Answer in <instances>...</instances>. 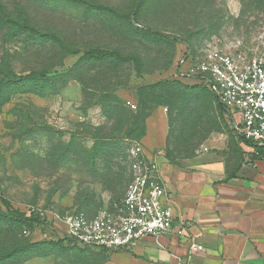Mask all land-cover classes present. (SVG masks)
I'll return each mask as SVG.
<instances>
[{"label": "rangeland", "instance_id": "1", "mask_svg": "<svg viewBox=\"0 0 264 264\" xmlns=\"http://www.w3.org/2000/svg\"><path fill=\"white\" fill-rule=\"evenodd\" d=\"M137 1L0 0V210L45 218L31 227L0 216V264H109L119 251L56 244L64 239L56 232L62 231L58 217L95 216L119 203L137 144L155 160L181 165L237 137L208 91L169 81H177L185 54L259 55L264 0H152L141 25L131 16ZM130 23L165 38L136 32ZM93 49L124 59L84 56ZM10 71L50 78L10 83ZM164 83L191 103L166 97L147 104L152 88ZM162 122L156 152L143 140L149 125ZM100 145L117 148L116 155L95 159Z\"/></svg>", "mask_w": 264, "mask_h": 264}, {"label": "crops", "instance_id": "2", "mask_svg": "<svg viewBox=\"0 0 264 264\" xmlns=\"http://www.w3.org/2000/svg\"><path fill=\"white\" fill-rule=\"evenodd\" d=\"M162 124L149 125L143 140L156 152ZM150 158L184 235L144 239L112 253L109 264H264V146L237 136L181 165Z\"/></svg>", "mask_w": 264, "mask_h": 264}, {"label": "built area", "instance_id": "3", "mask_svg": "<svg viewBox=\"0 0 264 264\" xmlns=\"http://www.w3.org/2000/svg\"><path fill=\"white\" fill-rule=\"evenodd\" d=\"M180 66L177 76L204 86L214 95L238 137L264 146V50L251 57L221 50L202 59L185 54ZM128 105L136 108L131 102ZM129 163L130 181L120 202L95 216L81 211L58 217L59 236L81 248L115 252L175 231L184 235L183 228L176 227L175 211L158 164L142 144L130 149Z\"/></svg>", "mask_w": 264, "mask_h": 264}, {"label": "trees", "instance_id": "4", "mask_svg": "<svg viewBox=\"0 0 264 264\" xmlns=\"http://www.w3.org/2000/svg\"><path fill=\"white\" fill-rule=\"evenodd\" d=\"M152 1V0H138L137 4L133 10V12L131 13V16L134 15L135 17V22L139 25H141L139 23L140 21V14L142 13L143 8L148 5V2ZM130 26L133 28V30H135L136 32H139L141 34H145L149 37H154L156 39H160V38H165L163 34L158 33L150 28H141L138 25H133L132 23H130ZM167 38V37H166ZM168 39H170L168 37ZM85 57H88L90 59H96V60H103L109 57H113L115 56L118 59H124L120 54L116 53V52H110L107 50H102V49H93L90 50L88 52L85 53L84 55ZM48 78H50L48 76V73L46 72H31L30 74L26 75V76H20L17 75L15 73H13L12 71H10L7 76H6V80H8L10 83H28V82H42V81H46L48 80ZM184 79H181L178 77L177 81H169V82H174V83H178V84H185ZM188 82V81H186ZM170 84L164 83L161 85H156L155 87H153V91H155V94H150L147 95V98H149L147 100V104H155L156 102H158L159 100H163L166 97H172V98H176L178 99L177 102H180L181 104H184V106H188L191 103L190 99H183L182 100V96L179 97V95L176 94V92L173 90L172 87H169ZM186 87L190 86V85H184ZM196 87H201L204 90L208 91L204 86L200 85V84H195V86H192V88H196ZM209 92V91H208ZM3 93V92H2ZM210 93V92H209ZM211 94V93H210ZM2 95V94H1ZM0 95V99H2ZM212 95V94H211ZM214 97V99L216 100V102L219 105V108L224 112V107L222 106V104L218 101V99L212 95ZM102 146L101 148H97L96 152H95V159L99 156H101L102 154L107 153L108 155H111V153L115 156L116 152H117V148L113 147L112 145H100ZM99 146V147H100ZM81 212V211H79ZM0 216L4 217V218H8L10 220H14V221H20L26 225H29L31 227H40L42 225H44L45 222V218L43 216H41L40 214H35L32 213L31 215H27L24 213H19L17 211H9L7 213H4L3 211L0 210ZM56 244H65L66 240H58L57 242H55ZM69 243L74 244L75 246H77L75 243H73L72 241H69ZM91 249V248H88ZM103 252H107L106 250H102ZM0 261H2L1 257H0Z\"/></svg>", "mask_w": 264, "mask_h": 264}]
</instances>
